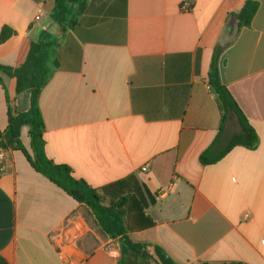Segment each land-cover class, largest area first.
Returning a JSON list of instances; mask_svg holds the SVG:
<instances>
[{
  "label": "crops",
  "instance_id": "0c3cea01",
  "mask_svg": "<svg viewBox=\"0 0 264 264\" xmlns=\"http://www.w3.org/2000/svg\"><path fill=\"white\" fill-rule=\"evenodd\" d=\"M248 0H88L78 26L51 18L55 0H0V64L17 68L33 42L55 48L58 69L40 108L46 154L95 189L134 175L154 197L152 229L129 236L159 246L177 264H264V0L250 27L235 13ZM222 83L255 131V148L225 114L208 79L217 47ZM0 133L8 127L7 96L19 113L31 92L15 95L0 73ZM21 139L32 153L29 127ZM108 201H106V204ZM83 235L76 264H148L121 238L103 235L92 212L36 173L19 151L0 166V264H63L54 232L70 216Z\"/></svg>",
  "mask_w": 264,
  "mask_h": 264
},
{
  "label": "trees",
  "instance_id": "16d2710c",
  "mask_svg": "<svg viewBox=\"0 0 264 264\" xmlns=\"http://www.w3.org/2000/svg\"><path fill=\"white\" fill-rule=\"evenodd\" d=\"M57 3L51 18L64 31L78 26L79 18L85 10L88 0H55ZM258 3L248 0L240 11L234 14L237 19V32L250 27L258 11ZM13 34L4 27L0 33V43H4ZM55 46L33 42L25 61L17 68L0 64V73L13 78L16 88L15 95L31 92V110L19 113L10 98L8 103V127L0 133V150L7 153L19 151L23 154L32 169L48 179L52 184L65 192L80 205L87 207L95 217L100 232L106 237L121 238L128 247V252L140 257L148 264H161L148 251L147 244L132 243L129 236L135 232L152 229L156 226L153 219L146 214V210L154 205L155 199L145 186L141 185L134 175L111 183L98 190L86 181L73 176L72 169L50 160L46 154L44 139L45 122L40 108V96L58 69V63L49 64V58ZM224 47L215 49L209 70L208 83L210 89L217 95L220 106L225 114L233 113L241 127V133L231 139L225 151L218 156H211L210 149L201 156L204 165L214 164L230 149L237 145L255 148L258 137L240 110L228 88L222 83L220 76V60ZM0 85L4 87L0 76ZM29 127L31 140L30 153L21 139V129ZM106 201L108 203L106 204ZM120 264H125L121 262ZM206 264V263H204ZM229 264H243L232 262Z\"/></svg>",
  "mask_w": 264,
  "mask_h": 264
},
{
  "label": "built area",
  "instance_id": "2783aa9c",
  "mask_svg": "<svg viewBox=\"0 0 264 264\" xmlns=\"http://www.w3.org/2000/svg\"><path fill=\"white\" fill-rule=\"evenodd\" d=\"M7 160L8 153L0 150V166L5 165ZM82 236L78 233L77 217L74 215L67 218L64 225L54 232L53 241L63 264H76L74 256Z\"/></svg>",
  "mask_w": 264,
  "mask_h": 264
},
{
  "label": "water",
  "instance_id": "95a60500",
  "mask_svg": "<svg viewBox=\"0 0 264 264\" xmlns=\"http://www.w3.org/2000/svg\"><path fill=\"white\" fill-rule=\"evenodd\" d=\"M155 254L161 264H177L161 247H155Z\"/></svg>",
  "mask_w": 264,
  "mask_h": 264
}]
</instances>
